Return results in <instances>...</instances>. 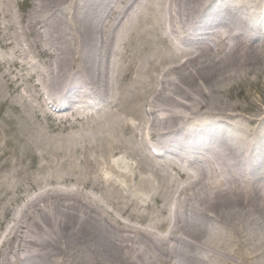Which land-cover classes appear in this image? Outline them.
I'll use <instances>...</instances> for the list:
<instances>
[{
  "label": "bare ground",
  "instance_id": "1",
  "mask_svg": "<svg viewBox=\"0 0 264 264\" xmlns=\"http://www.w3.org/2000/svg\"><path fill=\"white\" fill-rule=\"evenodd\" d=\"M30 4L25 43L0 23L1 103L22 109L1 119L0 200H31L0 264H264V97L239 98L261 88L264 0Z\"/></svg>",
  "mask_w": 264,
  "mask_h": 264
},
{
  "label": "rangeland",
  "instance_id": "2",
  "mask_svg": "<svg viewBox=\"0 0 264 264\" xmlns=\"http://www.w3.org/2000/svg\"><path fill=\"white\" fill-rule=\"evenodd\" d=\"M2 1L3 0H0L1 4H2ZM14 1H17V0H5L4 8L6 7V9L3 12H0V14H5V17H4V15H1V17H4V18L2 19V21L0 20V23H3V25L14 24L15 27H13V28L15 29V31L18 34L17 35V38H18V36H19L18 30H21L20 32L23 33L24 32L23 30L25 29V25H26L25 22L30 19V12H31V4L30 3H31L32 0H28L30 3L27 2V6L26 7H25V0H18L17 4L14 3ZM236 1L239 2V0H236ZM34 2H35V0H34ZM162 2H163V4H165L166 0H162ZM13 3H14V5H13ZM10 4H11V6H10ZM236 4H238V3H236ZM10 19H12L13 21L10 22ZM13 28H11L9 30V33H13L14 32ZM40 31L44 32L43 29H40ZM5 34L3 33L2 30H0V41H4L3 35H5ZM29 41H31L30 37H29ZM200 43H202L204 45L208 44V42H206L204 39H201ZM4 51H8V49H5ZM36 52H37L36 54L38 55V57H41L42 59H44V57L46 55L45 53H43L40 50H36ZM159 59H160V56H158V60ZM169 62L170 61L165 62V63L159 62L158 66H159V68H161L164 64L169 63ZM175 63L176 62L174 61V63H171V64H175ZM45 67H46V69L48 68L47 65ZM23 73L24 72H21V74H23ZM254 75H255V73H254ZM255 78L256 77H254V79ZM255 82L257 84L261 85V88H259V90L255 89V88L252 89L251 87H248V88L246 87V90L244 92H242L241 95H239L240 100H242L241 96L246 95L247 96V101L251 104L250 106L253 107V108H256L257 107L256 105H258V104L255 105V102H256L255 98L258 99L260 97V99H261V98L264 97V76H260L259 77V81L255 80ZM6 83L9 84V81L8 82L0 81V126L9 127V125L8 124L7 125L4 124L1 119L3 117L18 118L20 114L17 113V112H21L22 109L20 110L19 108L16 107V110H14V109L10 108L11 106H10L9 102H6L4 104V106L2 105L1 102H3V100H6V99H9L10 101H12V100L15 101V96L17 95V92L14 89V86L5 85ZM154 83L152 82V79H151V85L154 84ZM31 84L32 83L29 82L28 86H30ZM251 90L253 91L252 96H251ZM255 90H257V91H255ZM147 95H149V93H147ZM261 105H259V106H261ZM240 110H244V109L238 108V111H240ZM238 111H236V112L238 113ZM253 113H256V109H254ZM253 113H251V114L254 115ZM47 125L51 126L52 124L50 122H48ZM13 132L14 131H10L9 134H12ZM18 142H19V139L17 138L15 143H14V145L17 144ZM17 148H18V150L21 149V147H17ZM32 154H34V155H30L28 158L27 157L24 158L25 162L31 166V170H30L29 174H31V173L33 174L36 171L37 165L41 162V161H38V160H40V156H38V154L36 152H33ZM31 163H33V164H31ZM168 168H169V166H168ZM172 174H174V172H172ZM149 192H150V190H148L147 192L144 193V195H146V197L148 199H149V195H148ZM25 199H24V197H22L20 199H16L15 202H13L11 199H3L4 201L0 200V236L2 234H4L5 230H6L5 241H7V239L9 238V235H10L9 233H10V231L13 228V226H12L11 229L7 228V227H9L10 222L13 221L12 220L13 219L12 218L13 217V213L17 210L18 203H19V206L21 204V202H19L18 200H25ZM71 204H72V202L68 203L67 205H71ZM162 206H163L162 201L158 200L156 206L154 208L149 209L147 211V216H144V217H146V218H144L145 221H146V224L143 226L142 224H140L138 222H134V223H137V224H135V226L136 227H142V228H145V229H148V230L150 228L153 229L154 223L151 222L150 219H151L152 216L158 215V212L160 211V208ZM153 210H155V211H153ZM41 215H42V213L39 214L38 217H40ZM122 221L125 224H127L126 222L131 221V220L126 218V217H124V218H122ZM26 224H28V222H26ZM127 225L128 226L123 225V227H121L119 229H125V227L129 228V226H131L130 224H127ZM32 227H33V225L30 227V229L26 228L25 229V234H26V232H28V235L30 237L34 238V233L31 231ZM49 235H51V234L49 233ZM133 237H135L137 239V236H133ZM44 238L45 237L41 234V237L40 238H36V239L39 240V242H40V241H43ZM46 239H48V238H46ZM57 240H58V238H55V239L50 240V241L51 242H53V241L56 242ZM13 241L10 242L8 248H5V246H3V245L0 247V261H1V259H4L3 255L1 254V252L3 253V252H7L8 251L7 254L9 252H11L9 250L11 249V245H12ZM24 241L26 242L27 240H24ZM41 243L44 244V242H41ZM28 247H29V245L26 244L24 246V249L28 248ZM163 247H164V243H163ZM37 256L43 260V258H45V252H37Z\"/></svg>",
  "mask_w": 264,
  "mask_h": 264
}]
</instances>
